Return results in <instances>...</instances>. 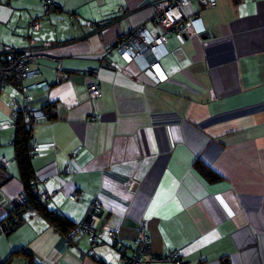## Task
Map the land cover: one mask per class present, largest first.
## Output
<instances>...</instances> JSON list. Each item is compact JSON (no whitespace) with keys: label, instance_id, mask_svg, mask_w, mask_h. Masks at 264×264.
Returning a JSON list of instances; mask_svg holds the SVG:
<instances>
[{"label":"crops","instance_id":"crops-1","mask_svg":"<svg viewBox=\"0 0 264 264\" xmlns=\"http://www.w3.org/2000/svg\"><path fill=\"white\" fill-rule=\"evenodd\" d=\"M44 1L0 0V51L26 47L29 36L53 45L23 81L31 105L45 113L32 130L40 145L32 169L56 192L44 201L49 208L75 226L116 227L119 241L93 246L87 234H65L37 211L8 231L22 206L6 205L25 188L17 126L5 124L13 101L24 99L11 80L0 92V160L8 159L0 264H122L119 248L134 253L139 225L151 238L148 259L177 250L185 264H264V0H192L183 39L173 35L157 51L165 81L119 52L106 56L135 27L163 32L151 21L156 0H54L49 12ZM35 18L41 26L31 31ZM92 82L102 96H90ZM198 161L220 178L206 179Z\"/></svg>","mask_w":264,"mask_h":264},{"label":"built area","instance_id":"built-area-1","mask_svg":"<svg viewBox=\"0 0 264 264\" xmlns=\"http://www.w3.org/2000/svg\"><path fill=\"white\" fill-rule=\"evenodd\" d=\"M202 2L209 3L211 6L217 4V0H201ZM192 3V0H156L152 3L154 9V15L152 22L155 24H161L163 32H152L148 29L147 24L140 25L133 28L127 33H124L117 41V43L107 50L106 56H113L115 52H119L128 62H138L143 70L153 73L157 81H165L168 79V75L161 73L159 62L157 61V51L164 46L167 41L173 36L177 35L180 39H183L185 31L190 28L191 19L187 16L184 9ZM54 0H45L43 8L46 12L50 11V8L55 5ZM41 26V20L35 18L30 22V30L37 31ZM52 42L44 40L40 42L33 36L28 37V45L24 48H14L10 46H4L0 51V92L10 85L11 80H15L19 84V88L24 93L23 102L13 101V110L11 113V120L6 121L10 127H16V120L18 117H22L26 126L31 130L35 124L43 117L45 113L41 110L35 109L26 94L27 86L23 84V81L29 79L35 74V70L32 65L40 58H46L50 56L49 50L52 47ZM160 68V69H159ZM94 75L98 74L97 70L90 69ZM58 77L61 81L67 77L62 69L57 71ZM39 88H48L47 83L40 82ZM89 93L91 97L97 98L102 96L98 82H92L89 85ZM40 150L39 142L33 139L29 143L30 156H36ZM8 159L3 157L0 160V171L7 166ZM31 191L41 199L45 201L53 200L56 192H52L46 187V179L35 175L31 185ZM71 199L76 200L81 196V193H72L69 195ZM27 194L23 191L18 200L21 204L27 202ZM103 205L102 202L96 200L93 203V212L101 211ZM30 212H36L35 208L31 207ZM84 233L89 236V239L93 246L98 244L104 239L110 238L114 243L118 239V228L104 225L101 229H96L91 225L88 220L79 222L74 229H72L70 236L75 233ZM150 235L148 234L146 227L140 225L138 227V233L136 237V246L132 255H126L124 249L119 248L121 251L122 264H149L152 260H171L175 264H185L178 259L179 251H173L170 255H162L158 258L148 259L146 253L148 252L150 244ZM92 255L95 256L94 248L91 249Z\"/></svg>","mask_w":264,"mask_h":264},{"label":"trees","instance_id":"trees-1","mask_svg":"<svg viewBox=\"0 0 264 264\" xmlns=\"http://www.w3.org/2000/svg\"><path fill=\"white\" fill-rule=\"evenodd\" d=\"M32 130L29 129L25 121L22 117H18L17 119V134L15 137V148H16V156L19 165L20 174L22 180L24 182L26 192L28 198L25 204H21L22 208L15 217H12V222L8 221V231L14 230L22 221V215L26 212H30V208L33 207L35 210L44 217L47 218L58 230L63 233H69L74 229L75 225L63 214L56 211L55 209L49 208L48 204L36 196L31 191V185L33 178L35 177L34 171L32 169V158L35 156H30L29 154V143L33 140L32 138ZM197 170L208 180H216L220 178L216 172H214L210 167L205 166L203 163L198 161ZM4 168L0 171V185L6 181ZM11 220V219H9ZM119 240L117 239V242ZM117 242L115 243L117 245ZM24 250V249H22ZM19 250V251H22ZM5 264H12L11 261H7Z\"/></svg>","mask_w":264,"mask_h":264},{"label":"water","instance_id":"water-1","mask_svg":"<svg viewBox=\"0 0 264 264\" xmlns=\"http://www.w3.org/2000/svg\"><path fill=\"white\" fill-rule=\"evenodd\" d=\"M0 197H2L1 193H0ZM1 200H3V199H1ZM20 205L21 204L18 202V200L14 199V200H11L10 203H8L6 205V209H9L10 210V208H12V207H18Z\"/></svg>","mask_w":264,"mask_h":264}]
</instances>
